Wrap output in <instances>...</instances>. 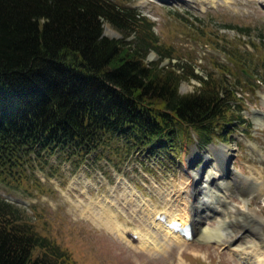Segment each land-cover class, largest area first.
<instances>
[{
	"label": "rangeland",
	"instance_id": "obj_1",
	"mask_svg": "<svg viewBox=\"0 0 264 264\" xmlns=\"http://www.w3.org/2000/svg\"><path fill=\"white\" fill-rule=\"evenodd\" d=\"M112 1L136 7L144 14L160 49L171 54L162 59L151 48L148 53L155 55L147 53L148 59H162V64L170 59L184 61L205 78L211 75L226 80L235 88L242 118L234 122L224 139L213 136L211 145L198 142L195 132H189L194 139L184 137L180 153L171 159L159 152L121 146L116 150L102 146L87 155H75L74 160L60 156V150L45 153L46 159H35L33 165L19 168L14 175L0 177V196L19 205L24 219L64 251L60 264H264V221L247 206L264 215V119L257 114L264 104V0ZM243 68L253 77L245 75ZM200 83L195 77L183 79L179 90L191 91ZM233 112L228 110L230 115ZM213 148L219 152L224 169L229 160V176L216 178L228 181L223 188L229 201L224 205L216 202L232 231L225 238L232 239L240 230L242 235L218 243L204 241V237L174 239L151 221L135 192L156 209L188 214L192 185L188 169L197 167ZM211 163L206 172L213 169L221 173L218 160ZM100 204L127 227L164 241V248H139L127 237L96 224L91 211ZM230 205L235 207L231 214L227 209ZM205 223L215 225L217 220L212 217ZM244 226L250 230H243ZM241 248L247 250L245 257L236 254Z\"/></svg>",
	"mask_w": 264,
	"mask_h": 264
},
{
	"label": "trees",
	"instance_id": "obj_2",
	"mask_svg": "<svg viewBox=\"0 0 264 264\" xmlns=\"http://www.w3.org/2000/svg\"><path fill=\"white\" fill-rule=\"evenodd\" d=\"M147 20L112 0H0V177L56 150L74 160L121 146L171 159L189 132L203 144L226 137L242 118L235 88L184 61L162 64L171 54ZM104 21L121 35L104 34ZM190 77L201 83L181 92ZM64 254L0 196V264H60Z\"/></svg>",
	"mask_w": 264,
	"mask_h": 264
},
{
	"label": "bare ground",
	"instance_id": "obj_3",
	"mask_svg": "<svg viewBox=\"0 0 264 264\" xmlns=\"http://www.w3.org/2000/svg\"><path fill=\"white\" fill-rule=\"evenodd\" d=\"M214 173L216 174L217 172L215 170H213V169L212 170H208L206 178H210V175H213ZM221 182H222V184H225V182L227 183L228 181H224V180L223 181H219V183H221ZM202 185L205 186V187L202 188V190H204V189L208 190V192L210 194L208 196H211L212 198H214V196L220 197V195H216L217 191L213 187H211L210 184L205 182V183H202ZM226 193L228 195L227 191H226ZM135 194L140 199V200L138 199L139 204L141 203L143 205V206L142 205L141 206L143 208H145L146 210H148L147 211L148 212V216L151 217V221L155 222L157 224V226H159V228H161L163 230L167 229V231L169 233L171 232L170 235H172V237L174 239H177V240H181L182 239L181 233L178 230L174 229V227H170L169 225H167V223L172 222V221H179V226H183V225L187 224V220H188V215L189 214H187V213L186 214H178V212L171 213L169 211H163V213H165V215H164L165 219L163 221V220H161L159 218V216H157V215H159L158 213L160 212L159 209H156L154 206H151L150 203L145 199V197H141L138 192H135ZM203 195H204V193H203ZM263 199H264V196H263ZM245 200H248V197H246L244 199V201ZM247 206H248V208L253 210L254 215L256 214V216H258L260 219H262L264 221V215L259 210H257L256 207H249V205H247ZM234 208H235L234 206H231V205L228 206V208H227L228 211H229L228 213L229 214H231V212L233 213V209ZM238 211H239V209H238ZM242 211H246V210H241V212ZM160 213H162V212H160ZM236 213H238V212H236ZM246 213H248V212H246ZM91 215L93 216V218H94L93 220H94V222H96V224H99L100 226H103V227H105L108 230L117 232L122 237L124 236L126 238L127 236H129V238L131 240H134L133 237L131 236V231L133 233L134 232L137 233L136 235L138 236L139 241L136 244H137V247H139V248H142V249L151 248V249H154V250L155 249L158 250V249H161V248L163 249L164 246H165L164 245L165 244L164 241L152 238L145 231L137 229V228L132 229V228L127 227L123 222H121L120 220L117 219L116 214H112L111 210L108 207H106L105 204H103V205L100 204V205L97 206V208L96 207L94 208V206H92ZM240 216H246V215L242 214ZM226 217H225V215H223L221 217H219V216L217 217L216 216L217 223L215 225H210L208 223L203 224V226L199 230L198 237H204V238H213V237H215L213 239H217V241H221V242H225V240H229L230 238H228V237L225 238V235H226L227 232L229 233V230L227 229L225 231V230H223V228H225V227H223V228L221 227V223L226 220ZM156 218H158V219H156ZM161 226L165 227V228H162ZM127 231H129V234L126 233ZM230 232H232V231H230ZM169 233H167V234H169ZM126 234H127V236H126ZM244 243H246V241H244ZM244 248H241V251L236 252V254L239 255V257H245L244 254L247 253V250H244Z\"/></svg>",
	"mask_w": 264,
	"mask_h": 264
},
{
	"label": "water",
	"instance_id": "obj_4",
	"mask_svg": "<svg viewBox=\"0 0 264 264\" xmlns=\"http://www.w3.org/2000/svg\"><path fill=\"white\" fill-rule=\"evenodd\" d=\"M105 32H108V33H110L111 35H116V36H120L121 35V32L118 30V29H116V28H114V27H111L110 26V22L109 21H104V23H103V33L105 34ZM153 55H155L154 54V52L152 51V52H150V53H148V56L150 57V56H153ZM243 72L244 73H246V74H248L249 76H253V74L251 73V72H249V71H247L245 68H243ZM210 144V143H209ZM211 145V144H210ZM212 152H213V154L214 155H216L217 156V158H218V160H219V154L217 153V151L213 148V150H212ZM207 156H209L208 155V153H206L205 155H203V162L201 163V165L199 166V168H198V179H199V181L202 179V174L204 173V170H205V168H206V165L208 164L207 163ZM220 163V162H219ZM220 165H222V169L224 170V165L221 163ZM228 166V165H227ZM229 172H230V169H229V167H228V169H226V173H225V175L226 176H229ZM198 183H200V182H198ZM213 184L216 186V188H218L220 191L222 190V186L221 185H219V183L218 182H216V181H214L213 182ZM203 187H205V186H203V185H196V187H195V189H193L192 191H193V194H194V196H195V199H196V204L197 205H199L200 207H201V204H204V205H207L208 203H209V201L207 200V201H205V199L202 197L203 196V193L205 194V195H209V192H208V190L207 189H204V190H202V188ZM202 192V195L200 196V193ZM10 199L11 200H15V201H17V202H22V203H24L23 202V200H21L20 198H18V197H13V196H10ZM215 201H217V200H213L212 202H215ZM204 209V208H203ZM210 209H212V210H214L215 212H219L218 210L219 209H216L215 207H210Z\"/></svg>",
	"mask_w": 264,
	"mask_h": 264
}]
</instances>
